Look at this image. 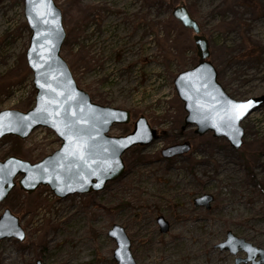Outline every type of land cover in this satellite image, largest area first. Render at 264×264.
Listing matches in <instances>:
<instances>
[{"label":"rangeland","instance_id":"obj_1","mask_svg":"<svg viewBox=\"0 0 264 264\" xmlns=\"http://www.w3.org/2000/svg\"><path fill=\"white\" fill-rule=\"evenodd\" d=\"M53 1L66 35L60 54L77 86L94 104L131 115L108 135H126L139 117L165 135L128 150L124 175L100 192L57 199L47 187L29 195L15 186L0 214L9 209L18 217L25 238L0 243V264H116L108 237L114 225L130 240L136 264H234L246 255L217 248L227 232L264 250V105L242 121L239 149L185 127L173 80L197 63V50L192 32L171 15L182 2L208 43L217 82L246 101L264 96V0ZM23 8V0H0V111L34 107ZM182 143L190 146L185 154L161 156ZM59 147L53 132L39 128L22 141L2 138L0 161L36 163ZM205 195L209 209L196 207ZM158 218L168 224L165 233Z\"/></svg>","mask_w":264,"mask_h":264},{"label":"water","instance_id":"obj_2","mask_svg":"<svg viewBox=\"0 0 264 264\" xmlns=\"http://www.w3.org/2000/svg\"><path fill=\"white\" fill-rule=\"evenodd\" d=\"M23 3L24 19L31 33L25 58L33 77L34 107L25 113L0 111V140L15 137L22 141L36 129L44 128L55 134L60 147L36 163L15 156L0 161V205L15 186L29 195L39 187H47L57 199L100 192L108 183L124 175L122 156L128 150L147 147L159 139V135L144 117H139L126 135L109 136L114 125H129L130 113L94 104L89 95L77 86L60 54L66 35L61 10L54 1L51 0V6L56 15L55 18L47 17L48 23L38 17V13L44 11L42 5L37 2L33 7L28 0H23ZM171 15L184 29L192 32L197 50V63L177 74L173 80L176 96L185 112L184 126L195 127L194 132L199 137L211 132L214 138L225 139L233 149H239L244 137L240 125L264 105V96L246 100L253 101V105L236 121L239 134L222 123L220 118L228 107V101H245L229 97L217 82L216 70L208 61V43L182 2L173 8ZM65 123H70L74 130L66 136L57 131V128L63 131ZM189 149L188 143L176 144L164 149L161 156L171 159ZM211 202L212 198L205 195L195 199L194 205L209 209ZM157 223L161 233L168 230V224L162 218H158ZM108 237L116 244L113 251L116 264H136L130 253V240L121 227L112 226ZM24 238L18 217L4 209L0 214V243L4 240L22 242ZM217 248L227 250L231 255L239 252L246 255L245 259L236 258L234 264H264L263 249L237 239L230 232ZM35 264L42 263L37 260Z\"/></svg>","mask_w":264,"mask_h":264},{"label":"snow or ice","instance_id":"obj_3","mask_svg":"<svg viewBox=\"0 0 264 264\" xmlns=\"http://www.w3.org/2000/svg\"><path fill=\"white\" fill-rule=\"evenodd\" d=\"M29 3L36 7L37 2L43 6L44 11L38 13V17L44 22L48 23L47 17L51 16L55 18V11L52 9L51 0H28ZM31 22V20H30ZM59 31V29H58ZM39 35V33H38ZM34 67H39L38 65H33ZM228 107L224 109L223 115L221 116V121L226 126H228L234 133L239 134V129L236 126V121L240 120L249 110V108L253 105V101H245V102H227ZM57 131L60 132L61 135H68L73 132V127L70 123H65L64 130L61 131L60 128H57ZM0 133H2V127H0ZM22 238V236H21Z\"/></svg>","mask_w":264,"mask_h":264},{"label":"bare ground","instance_id":"obj_4","mask_svg":"<svg viewBox=\"0 0 264 264\" xmlns=\"http://www.w3.org/2000/svg\"><path fill=\"white\" fill-rule=\"evenodd\" d=\"M187 228H189V227H187ZM182 240L184 241V239H182ZM183 241L179 240L178 245H179V246H180V245H183V244H184ZM201 243H202V239L200 238V239L197 241V243L195 244V246L193 247V250L196 249V248H198V246H199ZM184 248H186V246H184ZM190 264H191V263H190Z\"/></svg>","mask_w":264,"mask_h":264},{"label":"trees","instance_id":"obj_5","mask_svg":"<svg viewBox=\"0 0 264 264\" xmlns=\"http://www.w3.org/2000/svg\"><path fill=\"white\" fill-rule=\"evenodd\" d=\"M180 134V133H179ZM163 135H165V132L164 131H160L159 132V138H161Z\"/></svg>","mask_w":264,"mask_h":264},{"label":"flooded vegetation","instance_id":"obj_6","mask_svg":"<svg viewBox=\"0 0 264 264\" xmlns=\"http://www.w3.org/2000/svg\"><path fill=\"white\" fill-rule=\"evenodd\" d=\"M254 113V112H253ZM251 115V114H250ZM244 138V137H243ZM242 144H243V140H242ZM242 146V145H241ZM91 194H93V193H91Z\"/></svg>","mask_w":264,"mask_h":264}]
</instances>
